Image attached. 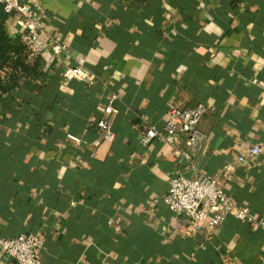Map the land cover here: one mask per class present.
<instances>
[{"label": "crops", "instance_id": "0c3cea01", "mask_svg": "<svg viewBox=\"0 0 264 264\" xmlns=\"http://www.w3.org/2000/svg\"><path fill=\"white\" fill-rule=\"evenodd\" d=\"M24 1L70 54L40 55L37 91L0 109V236L41 233L44 264H263L264 231L251 222L231 214L196 231L167 207L186 161L140 136L147 121L163 128L174 105L215 106L194 159L237 205L264 214V157L239 161L264 148V0ZM82 57L102 82L64 84ZM114 92L109 142L98 121ZM0 264L18 263L0 250Z\"/></svg>", "mask_w": 264, "mask_h": 264}, {"label": "built area", "instance_id": "2783aa9c", "mask_svg": "<svg viewBox=\"0 0 264 264\" xmlns=\"http://www.w3.org/2000/svg\"><path fill=\"white\" fill-rule=\"evenodd\" d=\"M0 2L4 4L6 11L18 20L21 40L31 48L34 55L52 51L63 61L70 54L67 44L49 34L43 16L32 3L24 0ZM72 80L86 82L89 87L102 82L101 77L87 67L84 57L77 59L73 65L65 66L63 83L69 84ZM119 100L120 95L117 92L112 93L109 103L102 110L103 116L98 121L103 138L109 142L116 138L113 119L119 112L116 105ZM215 110V106L203 102L193 107L174 105L169 110L163 128L150 121L145 122L144 131L140 136L142 145L148 146L155 141H161L174 148L186 161V172L170 179V188L164 197V203L176 215L186 216L196 231H199L204 223H208L210 227H220L231 214L264 231V214L256 216L249 207L237 205L220 179L204 173L194 159V152L201 148L206 139L200 124L207 113ZM68 136L78 144L82 143L79 136ZM183 138L186 149L178 147ZM260 157H264V148L254 144L239 161H256ZM45 244V239L39 232H25L10 238L0 236V250L18 264H44L42 251Z\"/></svg>", "mask_w": 264, "mask_h": 264}, {"label": "trees", "instance_id": "16d2710c", "mask_svg": "<svg viewBox=\"0 0 264 264\" xmlns=\"http://www.w3.org/2000/svg\"><path fill=\"white\" fill-rule=\"evenodd\" d=\"M12 18L0 2V109L24 87L37 91L44 74L41 56L34 55L21 40V28L15 35L10 33L8 22Z\"/></svg>", "mask_w": 264, "mask_h": 264}]
</instances>
